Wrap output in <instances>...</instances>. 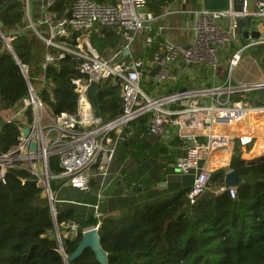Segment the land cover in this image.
<instances>
[{
	"label": "trees",
	"instance_id": "16d2710c",
	"mask_svg": "<svg viewBox=\"0 0 264 264\" xmlns=\"http://www.w3.org/2000/svg\"><path fill=\"white\" fill-rule=\"evenodd\" d=\"M55 1L53 10L59 22L67 17L75 0ZM105 1L116 4L118 0ZM174 3L148 0L147 10L159 17ZM36 10L31 13L35 27L43 18V10ZM0 32V112L13 111L25 103L29 98L28 78L55 116H76L78 96L72 81L82 78L77 70L82 60L66 54L44 69L46 54L57 56L60 50L42 46L22 0H0ZM69 32L67 41L75 46L78 34L71 29ZM89 39L93 49L104 55L120 43L122 36L116 28L105 27ZM258 56L263 64L264 58ZM131 58L143 61L133 53ZM21 66L28 67L27 78ZM39 76L42 82H36ZM100 104L102 124L123 114L120 82L109 79L101 83ZM24 116L25 124L19 120L1 124L0 155L18 147L21 129L34 122L31 107L24 108ZM147 118L124 129V136L131 134L117 146L108 176L103 178L94 168L89 192L69 187L72 193L65 195L59 189L55 216L36 176L19 166L10 168L5 183L0 182V264H99L91 250L68 261L83 232L98 224L108 264H264V161L249 164L236 145L230 162V169L242 179L236 197L217 194L225 185L226 175L219 169L191 204L188 194L195 174H177L172 168L183 143L179 139L164 143L151 135ZM49 172L54 177L62 173L58 157L49 159ZM164 182L166 188H159ZM152 184L155 189L147 191ZM100 191L104 199H110L108 204L104 199L99 201ZM170 192L176 194L168 196ZM70 224L77 227V233L65 237L60 246L53 234L58 228L65 235Z\"/></svg>",
	"mask_w": 264,
	"mask_h": 264
},
{
	"label": "built area",
	"instance_id": "2783aa9c",
	"mask_svg": "<svg viewBox=\"0 0 264 264\" xmlns=\"http://www.w3.org/2000/svg\"><path fill=\"white\" fill-rule=\"evenodd\" d=\"M22 1L31 27L46 47L60 50L57 56L46 54L43 68L70 54L82 60L77 68L82 78L72 81L78 96L76 116H55L51 108L40 100L28 80L29 98L25 101V107L32 108L34 122L26 126L31 129L27 138L22 135L25 127L21 129L18 147L6 155H0L1 183H5L10 168L19 166L29 170L39 184H44L42 187L50 198L51 211L55 216L57 196L53 195L50 185L26 165L42 164L41 172L49 176V159L58 157L62 173L52 177L61 180L62 187L87 193L91 189L93 169L97 167L103 178L108 176L117 146L131 134L129 132L124 136V129L145 116L148 117L147 127L151 135L160 137L164 143L174 139L183 143L181 150L184 155L176 158L172 168L177 174H195L194 184L188 194L191 204L204 193L214 171H231L230 162L226 167L220 162L228 158L227 151L233 152L234 143L241 146L243 159L245 155L251 154V160L264 154V105L260 103L264 77L260 72V77L254 79L253 65L260 64L259 58L248 54L252 49L264 57V0H240L238 11L200 9L191 12L195 41L190 45L171 42L159 44L152 61L153 67L157 69L153 80L160 83L175 79L172 65L181 61L187 66L211 71L215 77L213 84L193 89L182 88L157 96H149L142 90L141 82L145 74L143 62L131 57L133 46L141 34H146L147 45H153L155 38L151 35L152 25L169 14L168 8L156 17L147 11L148 0H118L116 4L105 0H75L69 12L72 18L69 20L66 17L56 22V12L53 10L56 1L42 0L41 25L46 26L48 32V37H43L31 21L33 0ZM243 21L246 26L239 24ZM105 27L116 28L122 36V50L110 58L94 50L89 39L93 32L99 34ZM69 29L78 34L75 46L69 45L67 41ZM245 32H248L247 38H244ZM254 32L258 33L256 39L251 36ZM221 49L230 56L228 74L224 72V76L219 78L217 71ZM126 51L129 55L122 56ZM246 60L251 65V71L237 80L234 72ZM21 69L27 77L28 67L21 66ZM109 79L114 83L120 82L123 114L111 123L102 124L101 119L95 117L88 98V88L91 82L101 84ZM40 110L49 111L53 123L47 125L40 122L37 117ZM86 112L90 116L88 120ZM30 141L38 144L37 153L27 150L26 144ZM225 193L234 199L236 187L227 189L224 185L217 191V194ZM98 198L99 201L104 199L101 191ZM95 208L97 210L98 206ZM97 217L100 218L101 214L97 213ZM99 227L100 224L93 228ZM66 229L71 236L77 233L74 224L67 225ZM67 232L62 235L57 228L60 246L63 237L69 236Z\"/></svg>",
	"mask_w": 264,
	"mask_h": 264
},
{
	"label": "crops",
	"instance_id": "0c3cea01",
	"mask_svg": "<svg viewBox=\"0 0 264 264\" xmlns=\"http://www.w3.org/2000/svg\"><path fill=\"white\" fill-rule=\"evenodd\" d=\"M34 2V0H33ZM43 1L40 0V8L39 11L43 9ZM203 9L202 0H175V3L168 7L169 14L165 17H162L158 19L153 25H152V32L151 35L154 36L155 42L157 45L154 47L153 45L149 46L146 44V34L143 33L140 36H138L134 46L132 53L134 55L140 56L141 60H143V69L145 70V74L143 76V80L141 82L142 90L149 96H157L160 94L168 93L171 90L176 89H193L198 88V83L205 82L206 80H210L212 78L215 79L213 73L209 70H206L205 68H195L192 66H187L183 62H178L172 65L173 73L175 75V79L164 81V82H156L153 80V74L157 72V69L153 67L152 61L154 52H151V50H155L156 47L159 44L165 43V42H171V43H177L182 45H190L192 44L196 39V34L192 30V24H193V15L191 12L197 11ZM148 11V10H147ZM37 28H41L42 31L40 34L43 33V35H47V27L44 25H41V22L37 25ZM40 31V30H39ZM96 32V31H95ZM93 32V33H95ZM122 43V39L120 41ZM138 48V49H137ZM119 48H111L108 49L110 54L107 58L114 56L117 54ZM140 50V51H139ZM252 55H260L259 53H253L249 54L250 57ZM105 56V55H104ZM248 56V57H249ZM106 57V56H105ZM263 57V56H262ZM259 58V56H258ZM264 58V57H263ZM248 60H246L247 62ZM260 62V58L258 59ZM153 73V74H152ZM263 73V72H262ZM192 74V75H190ZM219 78L224 75L223 72H220L218 74ZM184 76V77H183ZM217 77V78H218ZM256 78H259V75L255 76ZM264 77V73H263ZM182 78V80H180ZM197 79V81H195ZM43 77H37L36 82H42ZM194 85L192 86L191 83L194 82ZM214 81V80H213ZM208 86V85H204ZM24 108L25 103L20 105L19 108L13 110V111H3L0 112V127L1 124L4 121H10L11 119L19 120L22 122V120L25 119L24 116ZM39 113H44L47 115L48 119L51 121L53 120L52 116L49 114V111L44 112V110H40ZM183 153V151L181 150ZM233 152L230 154V160L229 157L226 158L227 164L231 162ZM243 159V158H242ZM245 160V159H243ZM254 160V159H251ZM223 165V163H222ZM225 166V167H226ZM167 183H160L158 185L159 188L164 189L166 188ZM107 186H110V183H108ZM141 190V189H139ZM106 198V197H104ZM106 200V199H105ZM110 200V199H109ZM113 202L110 203V206H112Z\"/></svg>",
	"mask_w": 264,
	"mask_h": 264
},
{
	"label": "water",
	"instance_id": "95a60500",
	"mask_svg": "<svg viewBox=\"0 0 264 264\" xmlns=\"http://www.w3.org/2000/svg\"><path fill=\"white\" fill-rule=\"evenodd\" d=\"M239 1L240 0H202L203 9L208 11H238L239 8ZM67 18L70 20L71 14L69 13L67 15ZM231 23H233V19L231 20ZM240 25L246 26V22H239ZM1 34V32H0ZM231 35H233V29H231ZM252 38L256 39L258 38V33L254 32L251 34ZM248 37V32L244 33V38ZM129 55V52L126 51L122 54V56L127 57ZM27 78V77H26ZM28 81V78H27ZM29 84V81H28ZM100 91H101V84L97 82H91L89 88H88V98L90 101V104L92 105L95 117L97 119H101L100 109ZM260 103L264 105V92L260 94ZM31 129L29 127H25L22 130V135L24 138H27L30 134ZM27 150L37 153L39 151V146L36 142L30 141L26 144ZM264 161V154H262L259 158L247 161L249 164L261 162ZM242 183V179L234 172L230 171L226 173L225 175V187L231 188V187H237ZM59 191V190H58ZM58 191L55 193V196H57ZM99 228H90L86 230L83 233V238L75 252L68 258V261H73L80 257L86 250H91L96 260L99 262V264H108V255L106 252L102 249L100 245V238H99Z\"/></svg>",
	"mask_w": 264,
	"mask_h": 264
},
{
	"label": "rangeland",
	"instance_id": "374dc122",
	"mask_svg": "<svg viewBox=\"0 0 264 264\" xmlns=\"http://www.w3.org/2000/svg\"><path fill=\"white\" fill-rule=\"evenodd\" d=\"M40 8V0H34V2H33V8H32V12L33 13H35V12H37V10L36 9H39ZM33 13H32V15H33ZM42 21V19L40 20H38V22H41ZM29 22V21H28ZM39 24V23H38ZM40 30V31H39ZM34 31H35V29H34ZM37 31L38 32H41L42 31V29L41 28H37ZM35 34H36V36H37V38L39 39V41L41 42V44H42V46L43 47H46V45H45V42L39 37V35L37 34V32L35 31ZM42 36L43 37H48L47 35H43V33H42ZM122 47H123V44L122 43H118L116 46H114V47H111L112 49L114 48H119L118 49V51L120 50V49H122ZM108 49H110V48H108ZM106 50L105 51V53H104V55L106 56V57H108L109 56V54H110V52H109V50ZM138 49V48H137ZM140 51V50H139ZM254 53V50H250L249 51V53L248 54H253ZM229 53L228 52H226L224 49H221L220 51H219V69H218V71H217V74H219L220 72H226L227 74H228V70H229ZM110 58V57H109ZM242 64H240L239 65V67H237L236 68V70H235V72H234V77L237 79V80H240L241 79V77H244L245 75H247V73L249 72V71H251V65L249 64V62L247 63L246 61H243V62H241ZM260 63V62H259ZM253 64V63H252ZM253 72H254V79H256V74L258 75V73H264V61H263V64H259L258 66H255V65H253ZM225 74V73H224ZM190 75H192V74H190ZM224 76V75H223ZM184 77V76H183ZM253 79V80H254ZM180 80H182V78L180 79ZM213 80H214V78H212V79H210V80H206L205 82H201V83H198V85L199 86H197V87H203L204 85H208V86H210V85H212L213 84ZM195 81H197V79L195 80ZM195 81L194 82H192L191 83V85L193 86L194 85V83H195ZM163 94V93H162ZM37 117H38V120L40 121V122H43V123H45V124H51V123H53V120L51 121L50 119H48V117H47V115L46 114H42V113H38V115H37ZM22 123L23 124H25L26 123V121H25V119L24 120H22ZM236 145H239L238 143H234V146H233V151H234V148H235V146ZM241 147V146H240ZM248 147H252V146H248ZM226 153H228L227 154V156L228 157H230V153H231V151L229 150V151H227ZM184 155V152L183 153H181V155L180 156H183ZM226 155H225V157H227ZM250 161V159H245L244 161ZM246 161V162H247ZM26 167L27 168H29L30 170H32V171H34V172H36V173H38L39 175H40V178H41V180L44 182V183H48L49 185H50V188H51V190H52V193H53V195H55V193L60 189V188H62L63 189V191H62V194H65V195H70V193H72L71 191H70V188L69 187H66V186H63L62 187V181L61 180H56V179H54L52 176H46L45 175V173H44V171H43V173L41 172V170H42V167H43V165L42 164H34V165H32L31 163H29L28 165H26ZM40 185L42 186L43 185V187H44V184L41 182L40 183ZM155 189V187H154V184H152L151 185V187L150 188H148L147 189V191H152V190H154ZM105 190V189H104ZM174 194H176L175 192H170V193H168L167 195L168 196H173ZM44 195L46 196V198L48 199V201H49V204H50V198H49V196L47 195V193L45 192L44 193ZM166 195V196H167ZM105 201V203L106 204H108V201H109V199H107V200H103V202ZM68 233V235L70 236V237H73V236H71L70 234H69V232H67ZM75 236V235H74ZM53 237L57 240V236H56V233H54L53 234ZM63 239H64V237H63ZM62 244H63V242H62ZM60 251H61V253H63L64 252V249L63 248H61L60 249ZM63 255H64V253H63Z\"/></svg>",
	"mask_w": 264,
	"mask_h": 264
},
{
	"label": "bare ground",
	"instance_id": "6f19581e",
	"mask_svg": "<svg viewBox=\"0 0 264 264\" xmlns=\"http://www.w3.org/2000/svg\"><path fill=\"white\" fill-rule=\"evenodd\" d=\"M85 116H86V119L88 120V119H90V116H89V114L86 112L85 113ZM246 159H250L251 158V154L250 155H247V157H245ZM223 163V165H225L226 166V164H227V160L226 159H223V160H221V162H220V164H222Z\"/></svg>",
	"mask_w": 264,
	"mask_h": 264
}]
</instances>
